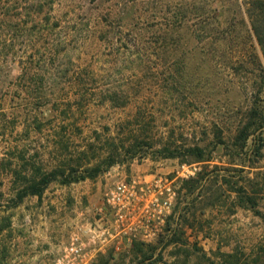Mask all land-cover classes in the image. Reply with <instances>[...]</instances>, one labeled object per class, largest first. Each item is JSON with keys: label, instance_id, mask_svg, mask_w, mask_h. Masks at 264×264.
<instances>
[{"label": "rangeland", "instance_id": "rangeland-1", "mask_svg": "<svg viewBox=\"0 0 264 264\" xmlns=\"http://www.w3.org/2000/svg\"><path fill=\"white\" fill-rule=\"evenodd\" d=\"M263 11L260 0H0V264H56L75 236L80 264H264V131L252 120L237 139L264 107ZM77 73L84 84H71ZM169 143L177 156L159 152ZM194 147L206 161L182 180ZM57 164L86 179L16 201ZM153 176L173 181L172 213L130 242L105 195Z\"/></svg>", "mask_w": 264, "mask_h": 264}, {"label": "built area", "instance_id": "built-area-1", "mask_svg": "<svg viewBox=\"0 0 264 264\" xmlns=\"http://www.w3.org/2000/svg\"><path fill=\"white\" fill-rule=\"evenodd\" d=\"M194 164H182V180L198 174L199 169ZM175 199L173 181L153 176L151 180L135 179L116 183L106 193L104 204L114 220L117 234L127 236L130 242L137 238L148 241L172 213ZM82 256V242L75 236L56 264H80Z\"/></svg>", "mask_w": 264, "mask_h": 264}, {"label": "trees", "instance_id": "trees-1", "mask_svg": "<svg viewBox=\"0 0 264 264\" xmlns=\"http://www.w3.org/2000/svg\"><path fill=\"white\" fill-rule=\"evenodd\" d=\"M261 5L264 8V3L262 0H260ZM264 12V11H263ZM261 45L263 46V51H264V41H261ZM85 75L89 76V72H85ZM84 74L82 73H77L75 75H73V77L75 76V78L71 79L70 82L71 84H84L83 80L81 79L82 76L84 79H86V77H84ZM85 84H90V80H88ZM86 107V106H85ZM248 123H246L245 126H243L239 132H238V138L242 140V145H246L249 137H250V129L253 126V121H257V128L259 129V134L262 133V131H264V107H261L259 105V103L257 105H254L251 107V109L249 110L248 113ZM256 131V130H254ZM259 138H262L264 140V138L261 136H259ZM144 145V144H143ZM174 144H168L167 146H165L163 149H161L159 152H161V154H163L164 156L168 155L169 157H174L177 156L178 153L176 147L173 146ZM186 154L189 156H192L195 158L196 162H183L182 164H193V163H201L206 161L205 160V155L204 152L201 148L199 147H194V148H190L188 150H186ZM132 156L134 157L135 154H132ZM118 157H121V154L118 155ZM142 157V156H141ZM75 163L74 160L71 159V164L73 165ZM88 170L84 171L87 172ZM198 175H200V173H198ZM58 177H64L65 183H77L79 181H82L84 179H86V176L83 173H79L78 170L72 168L70 172H68V174H66V171H64L62 169V166H60V164H57L52 171L49 172V174H43L41 176H39V178H37V176H32L29 177L28 180L26 181V184H24V186H22L17 194H16V201L17 202H22L24 200V198L28 197V196H37V197H41V195L43 194V191L46 189L47 184L51 181V180H56ZM203 180V178L201 179Z\"/></svg>", "mask_w": 264, "mask_h": 264}]
</instances>
